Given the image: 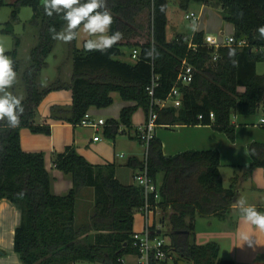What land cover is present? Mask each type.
<instances>
[{"label": "trees", "instance_id": "1", "mask_svg": "<svg viewBox=\"0 0 264 264\" xmlns=\"http://www.w3.org/2000/svg\"><path fill=\"white\" fill-rule=\"evenodd\" d=\"M177 1L180 8L186 9L190 3L207 0ZM208 1L218 3L222 19L233 24L235 44L214 49L204 41L202 32L189 37L177 34L168 41L167 0H107L114 17L111 32L121 31L124 39L104 54L85 52L83 44L81 48L76 46V40L68 44L70 82L60 78L59 67L58 78L47 86L40 82V73L47 67V58L56 43L49 28L60 31L65 22L61 16H46L40 0H15L11 4L13 20L21 7L32 9L30 22L37 27L39 38L25 66L18 56L19 38L7 53L25 87V94L20 95L24 114L15 128L0 123V200H9L20 211L13 248L22 264H124L125 255H138L133 245V221L135 210L144 203L139 186L120 182L113 164H92L68 146L55 155L53 165L70 175L73 185L67 194L55 195L44 153L25 152L21 148L22 128L50 133V125L37 124L35 119L40 103L52 90L72 91L69 107L52 109L55 120L77 125L90 108L111 105V94L116 92L124 102L134 103L124 106L119 114V122L128 131L132 128V115L141 108L146 120L150 112L156 113V128L209 125L230 140H234L236 114L252 115L264 108V74L256 72V64L264 60V40L258 39L256 31L264 25V0ZM4 5L5 1L0 0V9ZM2 32L13 34L12 23L8 22ZM241 40L246 45H238ZM152 47L160 54L154 59L145 56ZM126 48L131 55L133 50L138 52L133 64L117 59ZM229 49L235 50V64L228 56ZM183 63L194 68L189 84L177 81ZM17 82L9 90H14ZM152 84L150 95L147 87ZM174 87L179 91L181 105L160 106L158 102L164 101ZM117 130L114 121H106L104 136L113 137ZM249 153L252 162L240 167L243 179L252 176L254 169L264 168V144L252 142ZM147 160L154 180L162 175L161 199L156 204L174 255L172 261L163 264H181L180 260L186 264H234L232 260L220 259L218 243L194 242L195 219L225 220L237 196L239 176H233L229 187L224 188L219 151L187 150L165 156L160 139L154 135L148 145ZM129 165L137 170L142 162L131 159ZM82 188H92L95 194L88 226L76 224V202ZM152 230L156 231L154 235L163 233L155 225Z\"/></svg>", "mask_w": 264, "mask_h": 264}, {"label": "crops", "instance_id": "2", "mask_svg": "<svg viewBox=\"0 0 264 264\" xmlns=\"http://www.w3.org/2000/svg\"><path fill=\"white\" fill-rule=\"evenodd\" d=\"M195 32L197 31H194L193 33ZM81 41H83V38H81ZM132 60L133 62L131 64H133L136 59ZM70 77V67L64 73L61 71L60 78L65 83L70 82ZM40 82L44 85L41 80ZM59 94L62 93L60 91H54V93H49L44 97L38 107L35 119L37 124L50 125V133H33L28 128H22L20 130V144L25 152L44 153L46 169L49 172L50 177L52 174V192L55 195L61 196L67 194L72 188V177L56 169L53 165V160L55 155L63 152L66 147H74L80 155L92 164H112V162L105 157L106 150L110 147L111 142L109 138L104 136V127L100 126L97 132L96 129L92 127L73 125L52 118V109L54 107L70 106V104L68 106L61 104ZM111 96L114 101L118 98L117 96H119V94L114 92ZM120 102L121 108L119 114L124 106L134 105L133 102H124L121 98ZM49 108L51 112H49ZM99 111L100 109L92 107L86 114V117L91 120H98L99 118H102L97 115V112ZM256 114H236L233 117V123L235 124L234 140H230L226 134L215 131L209 125H176L172 128L164 127L167 129L162 131H157L158 127L156 128L155 135L161 141L162 152L165 156H172L187 150H218L220 153L221 164L220 173L223 179L224 188H228L231 178L238 175V192L235 202L240 198H244L248 204L255 206L258 211L264 210V168L258 167L254 169L252 176L248 179H243L241 177L242 170L240 169V167H246L252 162L249 153V145L252 142L264 144V122L261 121L264 117L256 119ZM145 121L146 118L144 113H142L141 119H138L137 122L132 118V128L128 131L130 138H136V128ZM96 135H99L100 137L98 141H94L93 139ZM115 158L125 159L127 162L131 160V158L124 152L115 153L113 159L115 160ZM121 166L126 165L122 164ZM120 171L121 169L119 168L116 175L120 182L126 185L135 184L133 176L137 170L133 169L132 171L131 178L133 182L122 181V173ZM161 180L162 175L159 174L156 177V183L158 186H160ZM226 181L227 185L225 184ZM88 191L89 190L82 188L78 194L77 199L82 194L81 199H83V205L84 201L88 203L93 201L92 197H88L91 192ZM234 205L232 206L228 218L225 220H220L217 217H197L204 218L209 229L212 227L214 221L221 223V227L211 232H201L197 230L196 218L194 222L196 229L194 242L197 244L199 238L203 239L201 244H205L206 241H216L220 248L219 257L221 260H232L234 264H264V232H261L256 229L255 226L244 222L240 217L238 209ZM20 219V211L14 206V204L7 199H1L0 264H4L8 261H12L13 264H22L18 253H16L13 248L14 230L20 224ZM153 223L156 228L161 229L162 231L166 228V224L162 225L160 219L158 220L157 218H154ZM142 224L139 231H141L144 226ZM241 233H246L253 240L254 243L252 246H249L248 243L241 239Z\"/></svg>", "mask_w": 264, "mask_h": 264}, {"label": "rangeland", "instance_id": "3", "mask_svg": "<svg viewBox=\"0 0 264 264\" xmlns=\"http://www.w3.org/2000/svg\"><path fill=\"white\" fill-rule=\"evenodd\" d=\"M5 5L2 6L0 9V47H3L5 50V54L7 55L8 52L12 51L15 45V39H20V46H19V59L23 61V65L25 66L28 63L30 58L31 49L38 43V30L37 27L33 26L30 22L33 11L30 7L23 6L21 7L20 11L18 12V16L16 20H13L11 17L12 7L11 4L15 2V0H4ZM221 7L218 3L206 1L203 3H190L186 9H182L178 5L177 0H167V17H168V24L166 28V37L168 41L174 39L177 34H182L184 36L189 37L194 31L202 32L204 41L208 44H221L224 43V40L228 37L234 36V26L232 23L224 21L222 19L220 13ZM195 13L196 16H199L198 20H194L193 18H186V15L190 13ZM8 22L12 23L13 34H8L2 32V30L7 26ZM193 24L196 25V30H193ZM83 41L81 38L76 40V46L81 48ZM124 54L117 57V59L132 63L133 60L130 57V50L124 49ZM264 53V49H263ZM9 56V55H8ZM11 59L12 57L9 56ZM47 67L42 69L40 73V80L47 86L49 83L54 82L58 78V68L62 67V73H64L69 67L71 71V61L69 59L68 53V44H63L62 42L56 41L54 48L51 54L47 58ZM23 66V67H24ZM23 70V69H22ZM256 72L257 74H264V60L260 61L256 64ZM17 85L14 90L12 91L14 95H24L25 94V87L23 86V81L21 74L17 77ZM54 91H60L62 94H59V98L61 99V104L68 106L71 105L72 102V91L71 89H59ZM52 90L49 93H54ZM68 91V93H67ZM48 93V94H49ZM47 94V95H48ZM46 95V96H47ZM113 101V103L105 108H101L99 112H97L98 116L102 117L107 121H114L118 127L117 132L115 135L109 136V140L111 142L110 147L107 148L105 157L107 160L111 161L112 164L115 166V174L119 168L121 169V180L124 182L131 181V174L133 168L129 165V162L125 159H113L114 154L124 152L127 156L131 159L136 161H143L146 153V145L143 144L141 140L137 138H130L128 135V128L124 127L119 122V110L120 106V98ZM64 107V106H62ZM49 112H51L49 108ZM142 109L138 108L132 118L134 121L141 119L142 117ZM264 117V108H260L259 112L256 114V119ZM167 128L159 127L157 131H162ZM125 164L126 166H121ZM136 170V169H134ZM225 172V171H224ZM117 177V176H116ZM52 178V174H51ZM118 178V177H117ZM227 185V181L225 183ZM86 190L91 191L89 193V198H93L91 203L84 201V205L82 204L83 199H81L82 194L77 199L76 203V218H77V226H88L90 223L89 217H91L94 211V191L92 188H84ZM88 191V192H89ZM91 206V207H90ZM156 218L159 220L160 215L159 213L156 214ZM144 217L138 211L135 210L134 212V231H139L141 224L144 225ZM141 223V224H140ZM206 220L204 218H197V230L203 231H214L221 227V223L214 221L212 227L209 229V226L206 224ZM158 225V224H157ZM143 228V227H142ZM164 228V227H163ZM196 230V229H195ZM167 231V227L163 229V233L159 235V238L163 239L165 242H169V238L164 233ZM202 238H199L197 244H201ZM212 242V241H210ZM216 242V241H214ZM209 243L206 241L205 244ZM217 243V242H216ZM124 264H137L138 257L136 255H125L124 256ZM12 261L5 262L4 264H13ZM181 264H186L187 262L180 260ZM76 264H94L90 262H78Z\"/></svg>", "mask_w": 264, "mask_h": 264}, {"label": "clouds", "instance_id": "4", "mask_svg": "<svg viewBox=\"0 0 264 264\" xmlns=\"http://www.w3.org/2000/svg\"><path fill=\"white\" fill-rule=\"evenodd\" d=\"M40 4L46 16H61L65 22L60 31L55 27L49 28L51 38L55 41L71 44L78 38H83L85 52L104 54L124 39L121 31L111 32L114 17L107 6V0H40ZM163 10L164 6H161V11ZM193 30H196L195 24ZM256 31L258 39L264 40V25L259 26ZM159 55L154 47L145 52L147 58L154 59ZM228 56L232 59L235 50L229 49ZM232 63L235 64L236 61L232 59ZM16 80L14 61L5 54L4 48L0 47V123L6 122L8 128L19 126L20 118L24 114L23 97L9 91ZM234 206L244 222L264 232V213L248 204L244 198L237 200ZM240 236L249 246L253 245V240L246 233H241Z\"/></svg>", "mask_w": 264, "mask_h": 264}, {"label": "built area", "instance_id": "5", "mask_svg": "<svg viewBox=\"0 0 264 264\" xmlns=\"http://www.w3.org/2000/svg\"><path fill=\"white\" fill-rule=\"evenodd\" d=\"M186 18L197 20L199 16H196V14L192 12L186 15ZM236 42L235 37L231 36L226 38L224 43L207 44L213 46L214 49H218L221 46L232 45ZM238 45L244 46L246 45V41L241 40L238 42ZM137 55V50H133L131 58L136 59ZM216 59L217 56H214L213 60ZM193 74L194 68L187 63H183L177 81L183 84H189L193 79ZM153 86L154 84L147 87L150 95L153 93ZM158 103L162 107L168 105L179 107L181 105V100L177 87H174L171 90L164 101ZM156 117V113L150 112L148 119L136 128V138L146 145V153L142 165L137 169V172L133 176L135 185L142 189L144 196V203L138 210L144 217V226L141 231H136L133 235V245L138 251L137 264H163L172 261L174 258L173 251L170 248V242H165L163 239L159 238L158 235H154L156 231L152 230V226L154 225L153 219L156 218V214L159 213L160 215V210L156 203L161 199L160 188L154 178L150 175L147 160L148 145L156 132ZM261 121L264 122V119H261ZM77 125L92 127L97 131L100 126L104 127L106 125V121L102 118L91 120L85 116ZM99 138V135H96L93 139L94 141H98Z\"/></svg>", "mask_w": 264, "mask_h": 264}]
</instances>
